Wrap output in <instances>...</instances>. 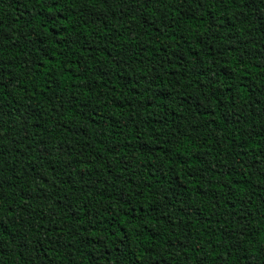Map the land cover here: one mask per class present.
Here are the masks:
<instances>
[{"label": "trees", "instance_id": "obj_1", "mask_svg": "<svg viewBox=\"0 0 264 264\" xmlns=\"http://www.w3.org/2000/svg\"><path fill=\"white\" fill-rule=\"evenodd\" d=\"M0 264H264V0H0Z\"/></svg>", "mask_w": 264, "mask_h": 264}]
</instances>
